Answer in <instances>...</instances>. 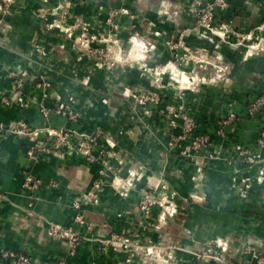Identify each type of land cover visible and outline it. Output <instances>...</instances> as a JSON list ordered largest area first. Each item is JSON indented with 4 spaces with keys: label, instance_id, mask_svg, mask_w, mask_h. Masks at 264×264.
Instances as JSON below:
<instances>
[{
    "label": "crops",
    "instance_id": "obj_1",
    "mask_svg": "<svg viewBox=\"0 0 264 264\" xmlns=\"http://www.w3.org/2000/svg\"><path fill=\"white\" fill-rule=\"evenodd\" d=\"M228 2L209 29L197 13L207 0H16L9 16L0 11V125L34 128L32 135H0V251H25L37 264H195L194 253L220 244L236 262L264 259V156L247 168L236 154L243 148L257 153L264 129V118L247 114L264 93V0ZM80 24L88 35L114 36L108 43L119 58L136 55L163 67L159 81L168 88L158 93L174 101L176 85L183 84L181 99L206 131L232 112L238 115L224 127L225 139L215 142L231 149L232 162L206 167L201 175L206 202L192 200L194 168L172 157L160 123L153 120L143 131L134 121L129 92L146 87L145 76L125 63L108 80L95 73L94 59L73 43ZM170 40L182 44L177 52L187 55L184 62L175 64ZM41 82L51 85L47 94L38 89ZM68 108L79 117L71 119ZM42 128L104 133L92 148L97 161L72 153L29 156V147L44 138L36 131ZM29 174L40 181L33 192L23 187ZM161 179L170 185L165 195L174 206H153L145 214L143 195L161 193L146 182ZM96 184L97 202L81 210L88 226L79 225L72 204ZM31 200L34 215L27 209ZM51 223L84 236L75 256L68 241L48 236ZM112 234L130 236L137 250L109 246Z\"/></svg>",
    "mask_w": 264,
    "mask_h": 264
},
{
    "label": "rangeland",
    "instance_id": "obj_2",
    "mask_svg": "<svg viewBox=\"0 0 264 264\" xmlns=\"http://www.w3.org/2000/svg\"><path fill=\"white\" fill-rule=\"evenodd\" d=\"M111 14L119 17L121 12L114 10L111 12ZM80 25L82 32L78 36L74 37L73 43L74 46H76L85 56H89L94 59L96 63L95 73L99 72L100 76H104L105 79L108 80L110 77L109 75L116 73L119 65L121 63H125L130 66L129 70L133 69V71H135L138 69L139 73H142L145 76L146 87L136 85L129 92L130 98L132 100L131 105L133 108H135V112L138 113L135 115L134 121L138 120L143 128V131L150 130V128H152L151 126L153 124V120H156L157 123H160L158 126H160L164 131V135L167 139L166 145L169 147L168 151L171 153L172 157L180 161L184 159L194 168L193 182L195 185V190L197 191H195L193 194L192 200L198 204L206 202L205 196L203 197L199 193L200 188L203 189L206 185L205 181H202L205 168L210 166L213 168H218V164H220L222 161L229 164L232 162V155L229 154L231 149L226 150L222 145L215 146L216 139H225L227 130L224 128L225 126L222 123L226 121V119H223L220 122L219 127H214V129L211 131H206L198 123L196 116L190 112L191 110L189 109L187 102L181 99V92L184 90L183 84L179 83L176 85V89L180 93L176 95V100L174 101H164L163 99L165 95L158 93V90L165 87L168 88L167 85L165 86L161 84V81H159V78H163V67H153L145 62L147 66L141 69V66L145 63L139 60L138 56L127 54V56L119 58L112 48L113 46L111 47L108 43L114 40V36L112 37L111 35H108L105 38H99L96 35H88V27L84 24ZM112 25L114 30L119 29L118 23H112ZM69 37L71 38V36ZM174 43L176 42L174 41ZM91 51L93 55L91 54ZM138 62L141 64L139 65ZM178 77L180 76L178 75ZM191 88L195 89L193 85ZM168 105H170L169 109H166ZM175 114L178 115V117H175ZM183 115H186L188 118H190L192 123H189L186 126L183 123V119L181 118ZM172 116H174L176 120L175 127H171ZM227 116H230V114ZM186 131L188 133H186ZM262 131L257 139L258 146L260 145V140L264 141V137L261 135L263 133ZM101 136L104 138V133ZM237 148L239 147L237 146ZM263 148L264 147L260 146V149L256 151L257 153L243 148L240 149L241 151L239 153L236 152V154L239 157V161H242L244 166L248 168L250 165L248 162L250 161L248 154L252 153L255 155V158H261V156H264L262 152ZM226 166L227 165L223 167L225 168ZM234 171H238V168L234 169ZM146 184L149 186L148 190L150 187H153L155 190L158 189L161 191L157 197H153V195L148 192L144 194V197L148 195L155 202L154 206H165L167 203L170 204L169 199L165 195V192H167L165 190H169L168 187L170 186L168 182H165L163 179H161L155 182L154 185L150 181L146 182ZM173 204L174 203L171 202L170 205Z\"/></svg>",
    "mask_w": 264,
    "mask_h": 264
},
{
    "label": "built area",
    "instance_id": "obj_3",
    "mask_svg": "<svg viewBox=\"0 0 264 264\" xmlns=\"http://www.w3.org/2000/svg\"><path fill=\"white\" fill-rule=\"evenodd\" d=\"M16 0H0V11L3 14V16H9L11 14L12 6ZM229 5L228 0H207V3L202 6H198L197 13L198 16L201 18V22L203 27L206 29H209L211 27V23H213L216 11L218 9L227 8ZM5 19L4 17L0 19V26L4 23ZM169 47L172 49V51L175 53V64H179L185 61L187 55L185 53H178L177 50L180 49L181 43L180 42H168L167 43ZM91 54L93 55L92 51ZM179 62V63H178ZM172 64V63H170ZM174 64V65H175ZM176 66L171 67V70L173 73L177 71L174 70ZM178 74L183 77L184 72L178 69ZM42 80H45L44 77L41 78ZM19 88L22 87V84L18 85ZM38 89L43 91V94H47L48 90L50 89L51 85L47 83H40L38 84ZM6 103H8L7 100H5ZM40 112L43 116V119L46 120L49 118V109L44 105L42 102ZM65 110V109H64ZM68 115L71 119H77L79 117V114L72 112L71 110L66 109ZM149 113V112H147ZM247 114L250 117H254L257 114H262L264 117V93L261 94L256 100L251 102L248 106ZM175 117H178V115H174ZM172 116L171 120V127L176 126V120ZM238 115L235 112H232L230 116L224 121L222 124L224 126L229 125L231 122L235 121L237 119ZM183 119V123L187 126L189 123H192V120L188 118L186 115L181 116ZM186 129V127H185ZM191 129V127H190ZM34 128L30 127L25 122H19L18 126L11 127L9 125H0V135L8 134V133H16L18 135H29L34 133ZM36 131L42 136H44L43 140L40 138L39 141H34L32 146L28 149V155L31 157H39L42 155H49V154H77V155H83L87 158L89 162H96L97 158L92 153L93 145L98 143V140L102 138V133H96L95 135H87V134H80L78 131L73 129H67V128H42V129H36ZM261 134L262 137H264V130ZM186 133H188L186 131ZM44 134V135H43ZM264 140V139H263ZM207 141V140H206ZM264 141L260 140V145L264 147ZM241 150H239L240 152ZM255 155L252 153L248 154V158L250 161H248L250 164L257 162L259 158H255ZM262 158V156H261ZM40 184V181L32 176L31 174L27 175L25 177L23 187L27 190H31L32 192L34 189H36ZM100 184L95 185V190H92L85 194L84 197H81L80 199H76L72 207L76 211L75 216V223L79 225H87V222L84 220L83 214L81 212L83 206L94 204L97 202L99 198V190ZM3 198V194L0 192V200ZM35 200H31V202L28 204L27 209L31 211V215H34L33 205ZM155 202L146 195L142 197L139 206L141 210L145 214H150L151 208L154 206ZM91 225V224H89ZM88 226V225H87ZM47 234L52 239H58V240H65L68 241V243L71 246L70 251V257L75 256L77 247L84 241V236L80 235L79 232L73 230V229H67L63 227L62 225L58 223H51ZM109 246L114 247H122L127 248L129 250H137L134 245H137L133 242V239L130 236L121 235V234H112V236L107 240L106 242ZM227 247H224L220 244H211L200 251L194 253L195 257V264H247L245 262H236L232 260L227 254ZM0 264H37L35 260L29 256L25 251H11V250H2L0 251ZM58 264H75L70 259H63ZM92 264H96L93 262ZM257 264H264V259L259 258Z\"/></svg>",
    "mask_w": 264,
    "mask_h": 264
},
{
    "label": "trees",
    "instance_id": "obj_4",
    "mask_svg": "<svg viewBox=\"0 0 264 264\" xmlns=\"http://www.w3.org/2000/svg\"><path fill=\"white\" fill-rule=\"evenodd\" d=\"M258 115H260L262 118H264L262 114H257L256 116H258ZM224 119H226V118H224Z\"/></svg>",
    "mask_w": 264,
    "mask_h": 264
}]
</instances>
